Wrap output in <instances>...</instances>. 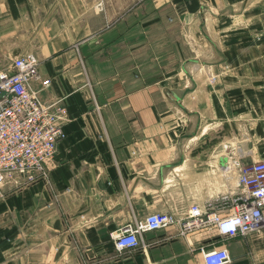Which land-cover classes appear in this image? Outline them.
<instances>
[{
    "label": "crops",
    "instance_id": "crops-1",
    "mask_svg": "<svg viewBox=\"0 0 264 264\" xmlns=\"http://www.w3.org/2000/svg\"><path fill=\"white\" fill-rule=\"evenodd\" d=\"M23 54L66 107V137L47 176L4 187L0 264H205L201 246L264 264V228L113 239L228 194L230 153L264 159V0H0V65Z\"/></svg>",
    "mask_w": 264,
    "mask_h": 264
},
{
    "label": "built area",
    "instance_id": "built-area-1",
    "mask_svg": "<svg viewBox=\"0 0 264 264\" xmlns=\"http://www.w3.org/2000/svg\"><path fill=\"white\" fill-rule=\"evenodd\" d=\"M40 87H37V84ZM51 84L32 54L0 65V197L47 176L46 162L66 137V107L60 98L47 100L41 89ZM231 184L228 194L193 203L185 215L153 212L135 217L113 233L118 250L136 247L145 231L177 226L181 235L216 228L221 236L248 235L264 228V159L243 163L233 153L223 167ZM205 264H229L225 247L201 246Z\"/></svg>",
    "mask_w": 264,
    "mask_h": 264
}]
</instances>
